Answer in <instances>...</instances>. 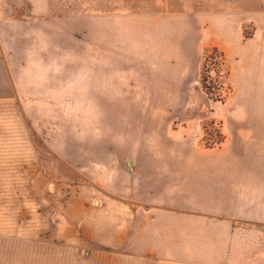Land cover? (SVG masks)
Segmentation results:
<instances>
[{"label":"crops","instance_id":"crops-1","mask_svg":"<svg viewBox=\"0 0 264 264\" xmlns=\"http://www.w3.org/2000/svg\"><path fill=\"white\" fill-rule=\"evenodd\" d=\"M213 48L231 92L211 112L224 142L207 149L200 121L179 120L198 107L192 90ZM1 103L76 105L77 121L90 120L84 138L79 123L61 134L65 147H92V159L54 154L41 178L80 227L61 224L59 239L82 240L94 211L121 210L124 264H264V0H0ZM135 103L133 130L117 140L93 132L96 119ZM55 180L81 182L80 199L61 205ZM36 221L13 223L6 243L29 242Z\"/></svg>","mask_w":264,"mask_h":264},{"label":"rangeland","instance_id":"rangeland-1","mask_svg":"<svg viewBox=\"0 0 264 264\" xmlns=\"http://www.w3.org/2000/svg\"><path fill=\"white\" fill-rule=\"evenodd\" d=\"M211 71L210 78L205 81L206 78H203L201 70L199 86L201 88L206 86L209 89L203 88L205 94L197 99L198 107L184 116L181 115L182 120H179V123L183 119L200 121L202 127L200 145L202 147H204L202 141L204 137L208 143H212L211 141H217L219 133H222L221 123L214 119L211 113L212 107L214 102L225 101L231 92L227 80L229 69L226 63L221 68L215 67V80L211 76ZM205 76H208L207 73ZM210 79L213 80V85L208 83ZM105 86L109 91V86ZM106 87L103 88L101 84V90L106 91ZM73 106L76 108V105L0 104V225L4 227V232L0 233V264H124L121 252L117 251L121 250V210L120 213L116 210L115 215L94 211L93 216L87 218V225L84 224L82 227L83 233L88 232V237L81 240L78 233L75 234L72 230H79L80 227H75L66 218L57 201L52 202L48 199V193L45 190L47 185L41 179L43 175L50 172L49 168L53 169L51 162L56 159L55 155L58 157L68 155L69 158L76 159L82 165L92 159L93 153L90 151L92 147H86V145L85 147H65L66 136L64 137L61 131L64 132L68 128L74 129L77 123H79L77 128L81 138H84L86 132L88 134L89 131L86 124L90 123V120L77 121L80 115H75ZM140 107L138 103L119 105L113 118L95 120L97 126L92 128L93 132L99 136H107V133L115 130L116 132L111 134V140H117V132L122 133L126 129H134L133 125L136 121L130 122V119L125 118L129 115L131 117L140 116ZM25 110L30 111L32 120H24ZM176 124L175 122L173 125L174 129L177 128ZM26 125L30 128L32 135L27 133ZM113 144L111 141L108 147H112ZM64 168L61 171L58 170L61 175L54 170L53 177L60 178L65 175L66 167ZM45 170L46 173H44ZM57 181L55 180L56 184L52 187L56 190L55 194L57 193L58 196L60 194L61 205L74 203L78 198L80 199L83 193L81 182L72 181V183L63 184ZM92 201L90 199L85 206L90 209L94 208ZM31 213L35 215L36 225L39 226L34 232L35 235L32 236L29 233V242L19 241L21 240L19 239L18 244L14 241L6 243L4 236L9 235L12 224L15 223V226L26 224ZM98 218L101 222L99 231L97 229L90 231L91 221L95 225ZM61 224L72 228L73 236L67 241L58 237ZM44 225L46 227L43 229ZM113 244L116 248L114 252L92 249V245Z\"/></svg>","mask_w":264,"mask_h":264},{"label":"trees","instance_id":"trees-1","mask_svg":"<svg viewBox=\"0 0 264 264\" xmlns=\"http://www.w3.org/2000/svg\"><path fill=\"white\" fill-rule=\"evenodd\" d=\"M245 35H246V37H249L250 33L246 31ZM223 58H224L223 54L220 53L217 49H214V48L213 49H206L204 51L203 57H202V71H203V78L204 79L206 78L205 81H207V78H210L209 73L212 69L215 70V67L217 69L221 68L225 64V62H224L225 60L223 61ZM205 73H207L208 76H205ZM218 74H220V73H218ZM219 77H221V75H219ZM208 83L212 84V85L214 84L213 80H211V79L209 80ZM203 85H207V84H203ZM203 88L205 90L209 89L206 86H203ZM202 141H203V145L205 148L212 149V148H215V146L224 142V135L220 132L217 141L213 142V140H212L211 141L212 143H208L207 139L205 137L203 138Z\"/></svg>","mask_w":264,"mask_h":264},{"label":"water","instance_id":"water-1","mask_svg":"<svg viewBox=\"0 0 264 264\" xmlns=\"http://www.w3.org/2000/svg\"><path fill=\"white\" fill-rule=\"evenodd\" d=\"M211 76L215 80V77H216L215 70L211 71ZM194 92L199 93V94H205L204 90L199 85H196L194 87V89L192 90V93H194ZM194 100H195L194 102L190 101L189 107H193L194 104H197V105L199 104L197 98L194 99Z\"/></svg>","mask_w":264,"mask_h":264},{"label":"built area","instance_id":"built-area-1","mask_svg":"<svg viewBox=\"0 0 264 264\" xmlns=\"http://www.w3.org/2000/svg\"><path fill=\"white\" fill-rule=\"evenodd\" d=\"M203 89V88H202ZM47 171L45 170L44 173H46Z\"/></svg>","mask_w":264,"mask_h":264}]
</instances>
